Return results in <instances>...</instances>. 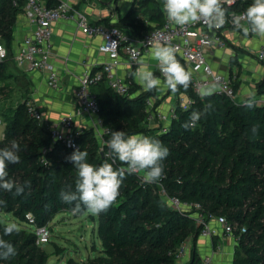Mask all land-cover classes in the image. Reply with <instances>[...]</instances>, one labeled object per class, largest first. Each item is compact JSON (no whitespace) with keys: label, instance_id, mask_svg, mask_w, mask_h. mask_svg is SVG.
Masks as SVG:
<instances>
[{"label":"trees","instance_id":"1","mask_svg":"<svg viewBox=\"0 0 264 264\" xmlns=\"http://www.w3.org/2000/svg\"><path fill=\"white\" fill-rule=\"evenodd\" d=\"M47 1L50 6L58 3ZM142 1L152 3L144 14L146 19L135 18L132 10L127 25H114L129 28L136 36H142L151 27L162 26V0ZM251 3L232 9L246 10ZM24 9L25 0H0V41L9 49L0 68L14 62L10 57L12 30L16 16ZM129 83L127 95L115 92L104 78L92 83L91 89L100 104L99 118L106 130L100 139L94 129H85L78 136L79 149L88 153L87 162L93 165L108 162L120 168L126 165L107 155L106 141L112 131L159 139L169 149L163 162L164 176L157 183L147 184L137 173L126 174L115 203L107 212L93 215L101 246L99 254L83 261L71 258L67 264H205L196 249L201 227L192 215L198 212L206 220L221 217L233 225L237 244L232 264H264V104L253 96L234 100L219 92L201 98L190 84L187 90L180 88L177 92L188 94L191 104L177 106V118L169 125L155 120L151 126L146 119L144 99L152 91L131 97L138 85L132 80ZM256 88L258 94L264 93V78L256 83ZM249 99L255 102L252 108L245 106ZM208 104L212 105L211 110L194 129L185 130L181 126L191 111L202 110ZM4 115L0 148L13 139L20 145L19 163L7 169L9 179L30 186L20 196L0 190V200L6 202L0 205V212L12 213L30 226L19 228L18 234L4 236L7 224L0 221V237L17 250L15 257L0 260V264H46L48 255L36 243L37 235L32 228L47 225L61 211H71L73 206L63 203L59 194L61 190L75 189L77 171L65 160L74 150L54 140L43 122L30 117L24 101L9 104ZM253 126L259 129L256 135L252 134ZM164 193L184 202L199 203L201 207L178 210ZM27 213L32 214L33 221L27 219ZM188 240L192 241L190 260L179 263L177 252Z\"/></svg>","mask_w":264,"mask_h":264},{"label":"crops","instance_id":"2","mask_svg":"<svg viewBox=\"0 0 264 264\" xmlns=\"http://www.w3.org/2000/svg\"><path fill=\"white\" fill-rule=\"evenodd\" d=\"M68 1L74 8L86 13L92 23L105 25H114L115 23L127 25L130 22L128 16L132 10L135 18L143 17L146 19V12H149L151 8L149 6L152 5V3L148 5L147 1L142 0H131V3H122L121 0ZM45 3L49 4L47 0ZM162 13L165 23L167 17L163 10V0ZM150 23L154 24L153 21ZM34 28L35 24L25 9L16 16L10 45V57L14 62H8L0 68V103L8 102L6 105L8 107L9 104L32 99L43 113V125L52 128L61 119L76 112L79 106L78 87L80 78L85 72L97 74L99 69H103L107 56L99 49L103 42L101 36L82 33L77 21L72 18H60L54 21L49 62L60 73V87L54 89L48 83L47 70H38L26 61L18 62L16 58L25 37L31 35ZM123 29L135 37H141L136 36L129 28ZM223 36L227 42L226 47H206V58L212 69L227 76L236 75L234 83L237 87V100H243L249 96L255 97L256 100L264 97V93L258 94L256 88V83L264 78V63L257 59V51L261 48L264 37L254 34L245 36L242 31L231 27L223 30ZM0 43L6 47L8 55L9 49L5 42L0 41ZM152 50L153 47L145 49L141 58L147 68L161 80V84L157 89L152 90V93L146 98L150 97L156 109L163 112H168L180 104L186 103L188 99L191 101L188 94L184 92L173 93L167 87L164 77L158 70V62L153 58ZM176 57L183 61L178 53H176ZM138 67L140 65L137 63L129 65L124 59L117 68L121 77L128 82L132 80L138 85L131 93V97H137L141 92H145L135 75ZM189 70L196 75H203L202 71L195 72L191 66H189ZM2 87L4 88L2 89ZM190 104L191 102L186 103L185 106ZM97 120L98 115L94 113L77 115L73 127L81 132L87 128H92L101 139L103 128L97 123ZM212 225L216 226L219 232L213 238L199 236L196 241V249L199 255H202V249L205 252L212 251L215 255L213 264H232L237 244L236 237L223 232V227L218 218L212 220ZM188 243L190 248L192 241L188 240ZM190 255V251H187L179 263L188 262Z\"/></svg>","mask_w":264,"mask_h":264},{"label":"built area","instance_id":"3","mask_svg":"<svg viewBox=\"0 0 264 264\" xmlns=\"http://www.w3.org/2000/svg\"><path fill=\"white\" fill-rule=\"evenodd\" d=\"M57 1L56 5L50 6L45 3V0H25V11L29 18L33 20L35 28L31 35L25 37L16 55L17 61H26L33 68L47 70L49 85L54 89L59 88L60 73L51 66L49 55L51 52L52 24L60 18L75 19L81 32L86 35L101 36L103 42L99 49L107 56L101 73L92 74L85 72L80 78L78 87L79 106L76 112L61 119L57 125L49 128L52 138L60 140L68 149L75 150L76 148H80L78 136L81 134V131L73 127L77 115L84 113L98 115L97 123L103 128V131L106 130L103 127L102 120L99 118L100 104L97 95L91 89L92 83L104 78L106 83L118 94H129L130 83L118 74L117 68L122 64L124 59L129 65L137 63L136 60L141 59L144 50L154 47L157 42L173 45L176 53L183 60L179 59V62L186 70L190 71L189 66H191L195 72L202 71L203 75L192 73L191 85L197 94L202 86L216 84L219 88V93L237 100L234 83L236 75L227 76L215 72L207 61L206 47L224 48L227 46L223 30L227 27L234 28L232 18L245 11L243 8L232 9V7L252 0H235L231 5L225 3L231 10H227V22L219 29L209 30L203 22L190 24L181 28L167 19L162 26L146 30L139 38L115 25L92 23L86 13L74 8L68 0ZM6 57L7 49L0 43V62L4 61ZM257 59L261 62L264 61V41L261 48L257 51ZM257 101L264 104V97ZM24 102L28 115L42 122L43 113L36 103L32 99H27ZM190 102L189 99L186 101L187 104ZM186 103H182L180 106L186 107ZM145 110L147 113L146 119L149 122L159 120L163 125L167 126L173 119L177 118L176 108L168 112L160 111L156 109L150 97L145 99ZM107 155H111L110 150L107 152ZM137 174L142 177L144 175L141 172H137ZM165 198L170 201L174 208L181 211L192 208L199 210L201 207L199 203L184 202L178 197H170L167 194H165ZM192 218L195 220L196 225L201 227V236L213 238L218 234L219 231L216 226L212 225V220H206L200 212L192 215ZM27 219L33 221L31 213H27ZM218 219L223 227V232L235 236L233 225L224 218L220 217ZM241 229L245 231L244 228ZM34 231L37 235L36 243L38 245L49 241L51 232L48 225L35 226ZM189 249L188 241L184 242L177 252L178 259L182 260ZM212 257L213 253L212 255H207L202 262L211 264Z\"/></svg>","mask_w":264,"mask_h":264},{"label":"clouds","instance_id":"4","mask_svg":"<svg viewBox=\"0 0 264 264\" xmlns=\"http://www.w3.org/2000/svg\"><path fill=\"white\" fill-rule=\"evenodd\" d=\"M131 3V0H121ZM235 0H163V10L168 21L184 28L190 24L203 22L209 30L219 29L227 22L225 3L231 5ZM233 27L242 31L245 36L254 34L264 37V0H252L246 10L232 18ZM153 58L158 62V70L164 77V82L171 92L176 93L180 88L187 90L192 81V73L184 68L176 57V49L171 44L157 42L152 50ZM135 59V57H134ZM138 67L135 75L145 91L157 89L161 80L149 70L143 59H137ZM219 88L216 84L202 86L199 89L201 98L210 97ZM245 106L252 108V99L245 101ZM212 105H206L202 110H193L188 119L181 125L185 130L194 129L202 117L211 110ZM252 134L259 132L257 126L251 129ZM113 160H118L126 167L114 168L112 163L104 162L97 166L87 162L88 153L76 148L65 157L77 171L75 189L61 190L60 200L72 205L74 215L87 212L100 215L107 212L115 203L126 174L143 172V181L147 184L159 182L164 176V160L169 155V149L159 139L143 134L128 135L125 131H112L111 138L106 141ZM20 145L13 139L8 146L0 148V190L24 194L27 183L18 184L9 179L8 166L20 161ZM6 202L0 200V205ZM4 236L19 232L15 223L4 227ZM17 255L12 243L0 237V260H8Z\"/></svg>","mask_w":264,"mask_h":264},{"label":"rangeland","instance_id":"5","mask_svg":"<svg viewBox=\"0 0 264 264\" xmlns=\"http://www.w3.org/2000/svg\"><path fill=\"white\" fill-rule=\"evenodd\" d=\"M101 72L102 69L97 71V73ZM7 103H0V135L5 127L6 116L4 111ZM149 124L153 126L155 121L149 122ZM0 221L6 224L15 223L18 228L30 226L27 222L20 221L12 213L7 212H0ZM47 225L50 227V239L47 243L39 245L48 255L46 264H67L71 258L76 261H83L99 254L101 246L93 215L87 212L74 215L72 211L64 210L56 214ZM207 255H212V251L205 252L202 249L201 259L203 260ZM214 258L215 255L213 254L212 259L214 260ZM213 260L211 264H213Z\"/></svg>","mask_w":264,"mask_h":264}]
</instances>
